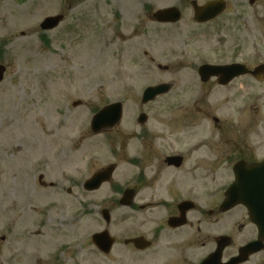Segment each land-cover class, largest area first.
<instances>
[{"label":"flooded vegetation","instance_id":"flooded-vegetation-1","mask_svg":"<svg viewBox=\"0 0 264 264\" xmlns=\"http://www.w3.org/2000/svg\"><path fill=\"white\" fill-rule=\"evenodd\" d=\"M210 1L190 4L195 22L208 25L209 39L217 41L228 30L229 0L224 12L201 23L196 6ZM236 2L242 30L246 19ZM236 63L251 72L228 84L220 76L202 81L233 88L217 98L221 106L232 105L229 127L228 118L215 120L219 145L207 136L194 146L193 132L176 131L174 122L164 119L166 105L153 113L154 101L137 105L132 128L120 130L121 123L100 133L120 130L122 137L103 138L89 150L82 145L95 140L73 144L71 173L50 175L46 162L34 168L44 170L32 178H0V264H264V171L251 173L264 165V73H254L264 62L219 64ZM191 103L206 104L199 98ZM99 154L113 160L97 164ZM108 167L111 177L96 188L91 180ZM104 189L110 195L102 202L98 194ZM89 210L99 215L92 235Z\"/></svg>","mask_w":264,"mask_h":264},{"label":"rangeland","instance_id":"rangeland-1","mask_svg":"<svg viewBox=\"0 0 264 264\" xmlns=\"http://www.w3.org/2000/svg\"><path fill=\"white\" fill-rule=\"evenodd\" d=\"M190 1L0 0V63L7 67L0 81V178H32L44 170L34 168L46 162L50 175L71 173L76 163L73 144L95 140L82 145L89 150L103 138L122 137V128L133 127L144 89L164 82L174 87L150 107L153 113L166 105L169 114L164 119L173 121L176 131L193 132L194 146L207 136L210 144L219 145L215 118H228L224 126L229 127L232 105L221 106L217 98L231 95L233 88L214 81L204 86L198 67L204 62H264V0H239L246 19L242 30L237 0H229L228 30L217 41L209 39L208 25L195 22ZM172 5L183 9L179 22L152 18ZM62 14L65 19L57 28L42 29L44 19ZM198 98L206 104L192 106ZM121 100L125 113L120 130L106 136L92 133L94 113ZM180 122L186 124L183 129L177 126ZM23 125H36L39 136L22 132ZM201 129L207 131L205 136L199 135ZM112 160L100 155L94 161ZM120 170L123 175L122 163ZM109 195L107 189L98 194L102 202ZM98 219L95 210L88 211L91 235L98 230Z\"/></svg>","mask_w":264,"mask_h":264},{"label":"water","instance_id":"water-1","mask_svg":"<svg viewBox=\"0 0 264 264\" xmlns=\"http://www.w3.org/2000/svg\"><path fill=\"white\" fill-rule=\"evenodd\" d=\"M205 9H199V12L203 14V17L201 18V21L205 19H209L212 15L215 16L217 13H219L221 10L225 8L224 3L220 1H216L213 3H210L207 5ZM181 11L178 8L172 7L169 9H161L157 13L154 14V18L158 21H178L180 20ZM64 18L63 15L59 16H51L50 18L45 19L41 25L44 29H51L55 28L59 25V23ZM6 67L2 64H0V80L3 79ZM264 71V65L262 67H259L257 69V74L263 73ZM200 72L203 74V76H219L221 75V82L226 83L230 81V79H233L237 76H240L241 74H244L248 72V69L246 66L240 64V65H229V66H212L207 65L200 69ZM204 80H208L205 78ZM171 85L164 83L163 85L153 86L146 90L145 97L146 101L150 99H154V97L157 94L165 93L166 91L170 90ZM122 103H114L110 104V106L100 110V112L94 117L93 119V126L94 131L98 132L100 129L106 126H114L117 124L121 118L122 115ZM264 171V165H258L251 169L252 174H256V172ZM99 176V175H98ZM97 179L102 181L103 177H98Z\"/></svg>","mask_w":264,"mask_h":264},{"label":"bare ground","instance_id":"bare-ground-1","mask_svg":"<svg viewBox=\"0 0 264 264\" xmlns=\"http://www.w3.org/2000/svg\"><path fill=\"white\" fill-rule=\"evenodd\" d=\"M35 127H36V125H33L31 128H30V126L23 125V127H22L20 130H21L22 132H23V130H24V131L31 130L32 133H33V135H34V133H35V136H39V135H38V134H39L38 129H36Z\"/></svg>","mask_w":264,"mask_h":264},{"label":"trees","instance_id":"trees-1","mask_svg":"<svg viewBox=\"0 0 264 264\" xmlns=\"http://www.w3.org/2000/svg\"><path fill=\"white\" fill-rule=\"evenodd\" d=\"M19 1H23V0H19Z\"/></svg>","mask_w":264,"mask_h":264}]
</instances>
